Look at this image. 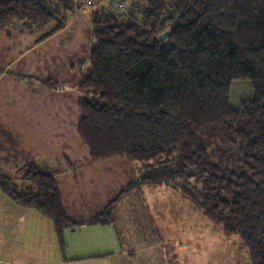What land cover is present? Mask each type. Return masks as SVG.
<instances>
[{
  "label": "trees",
  "instance_id": "obj_1",
  "mask_svg": "<svg viewBox=\"0 0 264 264\" xmlns=\"http://www.w3.org/2000/svg\"><path fill=\"white\" fill-rule=\"evenodd\" d=\"M83 1L0 0V28L23 20L48 29L47 38ZM127 1L126 15L103 1L90 13L76 128L90 163H139L145 170L138 184L193 180V190L181 187L183 196L224 235L239 237L250 264H264V0ZM234 81L245 82L238 83L245 92L239 88L237 107L230 103ZM210 130L222 135L218 147L199 141ZM130 188L88 222L109 223L113 204ZM0 190L50 219L63 250V231L76 223L53 174L34 162L16 174L0 167Z\"/></svg>",
  "mask_w": 264,
  "mask_h": 264
},
{
  "label": "crops",
  "instance_id": "obj_2",
  "mask_svg": "<svg viewBox=\"0 0 264 264\" xmlns=\"http://www.w3.org/2000/svg\"><path fill=\"white\" fill-rule=\"evenodd\" d=\"M102 4V0L96 1L87 15V7H81L64 28L47 38L43 35L48 29L23 20L0 28V167L16 174L22 165L34 162L39 170L53 174L63 209L76 223L63 231L60 250L55 233H49L50 228L54 232L53 224L42 233L38 228L48 221L0 190V214L6 217L0 220V252H8V259L0 257V264H17V247L11 240L17 235L18 216L30 219V226L23 229L30 240H43L33 242L47 254L41 257V264L176 263V236L171 237L170 227L161 226L167 202L163 200L157 211L152 204L136 203L140 196L132 193L139 168L122 157L91 164L88 148L76 130L82 97L77 85L88 73L92 44L90 13ZM47 80L57 87L44 84ZM130 185L113 204L109 223L88 222ZM155 190L145 188L144 193L151 198ZM152 213L156 221L160 218L162 229L150 221Z\"/></svg>",
  "mask_w": 264,
  "mask_h": 264
},
{
  "label": "rangeland",
  "instance_id": "obj_3",
  "mask_svg": "<svg viewBox=\"0 0 264 264\" xmlns=\"http://www.w3.org/2000/svg\"><path fill=\"white\" fill-rule=\"evenodd\" d=\"M126 3H129V1ZM91 10L92 7H87L84 14L87 15ZM238 83L245 82L234 81L232 83V96L230 100L232 107H237V104L241 101L240 97L243 96L241 89L243 90L245 87L241 88ZM221 136L222 135L219 131L210 130L202 134L199 137V141L210 147H218L220 143L219 138H221ZM120 159L128 161L125 157ZM129 163L130 165H136V167L139 168L136 181L137 185L132 193L133 195L140 196L139 201L136 203L144 207H150L152 204L154 205V209L157 211L162 209L163 200L167 202L168 212L161 213L165 218L164 224L161 226L170 227L171 237L175 238L176 236L175 241L177 243L175 249L177 256L175 257V264H250L247 251L243 246H241L239 237L237 235H224L215 225L206 219V217L194 206L193 202L189 198L183 196L180 190L181 187L190 191L193 190V180L175 179L172 183L161 185L138 184L141 174L145 169L142 168L139 163ZM172 165L173 162L168 165L165 164V167L170 168ZM160 169L162 170V168ZM157 171L159 172L160 170L157 169ZM146 174L149 175L148 173ZM145 188L151 191H153V188H156L154 193L151 192V198L148 194L145 195ZM38 216L49 223L47 225L44 224L43 226H40L38 228L39 231L43 233L44 229L49 228L50 226L52 227L51 220L39 214ZM150 217L151 214H149V218ZM4 218L6 217L0 214V220H4ZM17 219L20 222L18 223L16 221L15 225L17 235H14V237H12L13 239L11 238V244H14L17 247L16 255L14 257L15 261L17 264H41V257L43 254H47L43 251L40 252V247L33 242L42 243L43 240H30L31 235L26 234L25 230H23L27 228L25 226H30V219H28V216H18ZM150 221L154 222L157 227L161 228L160 218L156 221L153 213ZM2 230L3 228L0 229V240L1 235L3 234ZM49 233L53 234V229L50 228ZM34 236H40V234H35ZM162 248L163 247L160 246V253L164 254V249ZM5 249L7 250L8 248L6 247ZM0 257L8 259V252L1 251ZM162 258L166 257L162 255Z\"/></svg>",
  "mask_w": 264,
  "mask_h": 264
},
{
  "label": "built area",
  "instance_id": "obj_4",
  "mask_svg": "<svg viewBox=\"0 0 264 264\" xmlns=\"http://www.w3.org/2000/svg\"><path fill=\"white\" fill-rule=\"evenodd\" d=\"M95 1L98 0H84L82 3V7L85 8L87 6H91ZM106 9L110 11H118L122 13V15H126L129 12V9L126 5V0H102Z\"/></svg>",
  "mask_w": 264,
  "mask_h": 264
},
{
  "label": "water",
  "instance_id": "obj_5",
  "mask_svg": "<svg viewBox=\"0 0 264 264\" xmlns=\"http://www.w3.org/2000/svg\"><path fill=\"white\" fill-rule=\"evenodd\" d=\"M166 36H167V33L163 34V35L161 36V40H164Z\"/></svg>",
  "mask_w": 264,
  "mask_h": 264
}]
</instances>
